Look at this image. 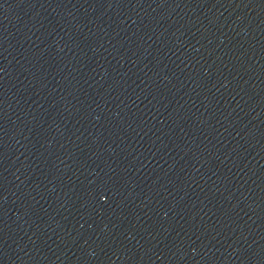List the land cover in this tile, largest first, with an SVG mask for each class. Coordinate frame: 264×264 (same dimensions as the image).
Returning a JSON list of instances; mask_svg holds the SVG:
<instances>
[{
  "label": "water",
  "instance_id": "water-1",
  "mask_svg": "<svg viewBox=\"0 0 264 264\" xmlns=\"http://www.w3.org/2000/svg\"><path fill=\"white\" fill-rule=\"evenodd\" d=\"M0 264H264V0H0Z\"/></svg>",
  "mask_w": 264,
  "mask_h": 264
}]
</instances>
